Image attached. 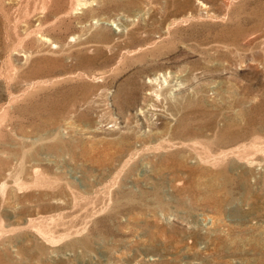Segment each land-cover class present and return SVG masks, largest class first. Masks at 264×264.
Here are the masks:
<instances>
[{"label": "rangeland", "instance_id": "rangeland-1", "mask_svg": "<svg viewBox=\"0 0 264 264\" xmlns=\"http://www.w3.org/2000/svg\"><path fill=\"white\" fill-rule=\"evenodd\" d=\"M0 264H264V0H0Z\"/></svg>", "mask_w": 264, "mask_h": 264}, {"label": "bare ground", "instance_id": "bare-ground-1", "mask_svg": "<svg viewBox=\"0 0 264 264\" xmlns=\"http://www.w3.org/2000/svg\"><path fill=\"white\" fill-rule=\"evenodd\" d=\"M82 4H85V2H83ZM88 5V4H87ZM87 5H85V6H87ZM44 38L46 39V40H49V38L47 37V36H44ZM50 41H51V38H50Z\"/></svg>", "mask_w": 264, "mask_h": 264}]
</instances>
